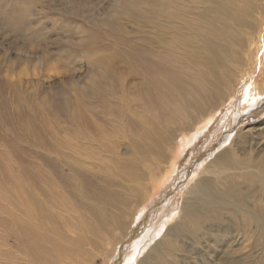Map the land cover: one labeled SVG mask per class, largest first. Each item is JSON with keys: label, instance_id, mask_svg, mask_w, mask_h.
<instances>
[{"label": "rangeland", "instance_id": "374dc122", "mask_svg": "<svg viewBox=\"0 0 264 264\" xmlns=\"http://www.w3.org/2000/svg\"><path fill=\"white\" fill-rule=\"evenodd\" d=\"M181 1L186 8L193 5L188 10L196 12L190 15L194 21L183 19L186 29L166 23L164 14H154L148 0H0V206H13L15 219L32 217L44 243L38 242L48 252L72 248V232L83 237L94 228L96 215L107 221L117 213L125 218L135 203L145 199L146 177L138 183L141 186L133 183L131 191L126 178L140 167L131 152L133 143L147 141V126L164 128L152 110L160 78L153 75L152 67L172 64L178 71L183 55H175L176 48H182L185 39L188 44L191 35L200 40L197 33L204 34L209 26L202 9L219 1L226 4L245 23L234 29L241 31L246 43L262 19L263 8L257 1L254 7L246 0ZM227 32L231 29L223 30ZM236 45L237 53L226 52V56L241 64L245 47ZM188 50L192 58L193 47ZM191 68L192 64H186L182 72ZM163 96L169 97V90ZM263 121L264 102L242 123ZM213 122L180 155L173 179L157 191L159 196L146 201L144 213L153 204L163 205L160 196L179 182L178 171L205 145ZM158 161L167 171L170 154ZM192 176L179 185L163 210L149 218L164 219L172 207L178 208L181 191L192 183ZM157 185L158 180L151 188ZM235 199L236 210L218 216L220 221L216 228H208L209 234L194 226L185 232L190 238L176 245V253L182 255L164 251L156 264H184L181 260L185 264H264V178L254 180ZM148 223L145 232L153 221ZM200 232L208 247L200 244L201 251H193L191 239ZM220 236L225 239L219 240ZM87 237L94 251L102 249L98 237ZM203 249L209 250L208 255ZM101 261V257L94 259L95 264Z\"/></svg>", "mask_w": 264, "mask_h": 264}, {"label": "bare ground", "instance_id": "6f19581e", "mask_svg": "<svg viewBox=\"0 0 264 264\" xmlns=\"http://www.w3.org/2000/svg\"><path fill=\"white\" fill-rule=\"evenodd\" d=\"M253 1L260 2L262 19L254 26L256 33L247 43L242 39L241 31L234 29L245 23L219 1L214 7L201 11L202 15L209 17L210 23L204 34L197 33L200 40L191 35L188 44L185 39L182 48H176L175 55L176 52L183 55L178 71L172 64L159 63L152 67L153 75L160 77L156 80L159 96L152 110L164 128L147 126V141L132 145L131 152L137 156L140 167L137 166L126 178L129 191L133 189V183L141 186L138 183L145 177L148 184L144 187L145 199L133 205L130 216L123 218V213H117L107 221L96 215L94 228L83 237L72 232V248H53L52 254L38 242L44 243L38 234V223L30 216L15 219L11 210L15 212L16 209L6 203L0 206V264H95V257H101L99 264H156L164 251H171L178 257L182 255L175 250L176 245L184 244L185 238H190L185 232L199 225L205 234H209L208 228H216L220 221L218 216L236 210L238 201L235 198L244 194L254 180L264 178V121L248 126L242 123L249 112L264 102V0H246L249 7L251 4L254 7ZM197 2L200 0H191V4ZM147 4L154 14H164L162 17L167 18L166 23L179 29L188 28L183 19L191 22L196 19V12L188 10L193 5L188 4L186 8L181 0H148ZM230 7L238 11L236 7ZM216 10L217 14L209 16ZM191 14L194 16L190 17ZM224 29H231L232 33L225 34ZM180 34L184 38L185 32ZM236 43L245 47L246 55L241 64L226 56V52L237 53ZM192 47V58H189L188 48ZM186 64H192V68L182 72ZM168 90L169 97H164ZM222 108L225 113L216 120ZM211 121H214V129L208 137L204 136L205 145L178 171L181 173L176 186H171L160 196L163 205L153 204L150 211L144 213L146 201L160 195L157 191L173 179V169L180 155L200 139ZM166 154H170L171 161L168 170L163 171L164 165L158 166V160H164ZM152 157L154 160L151 161ZM144 171L146 175L140 177ZM192 175L195 176L192 183L181 191V205L172 207L164 214V219L158 215L155 219L149 218L156 210H163L179 185L189 181ZM156 180L158 185L152 189ZM226 189L231 192L227 193ZM150 220L153 225L145 232ZM88 235L99 238L100 251L93 250ZM223 235L226 238L225 232ZM139 236V239L135 238ZM197 236L191 239L190 248L201 251L197 248L200 244L207 248L203 233ZM221 236L219 240H224ZM203 251L208 255L209 250ZM179 262L185 264L183 260Z\"/></svg>", "mask_w": 264, "mask_h": 264}]
</instances>
